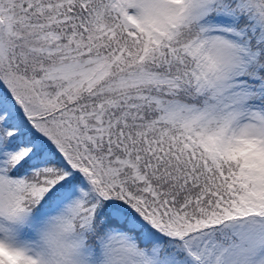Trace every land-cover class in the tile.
<instances>
[{"label":"snow or ice","instance_id":"obj_1","mask_svg":"<svg viewBox=\"0 0 264 264\" xmlns=\"http://www.w3.org/2000/svg\"><path fill=\"white\" fill-rule=\"evenodd\" d=\"M0 264H264V0H0Z\"/></svg>","mask_w":264,"mask_h":264}]
</instances>
